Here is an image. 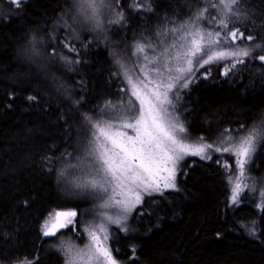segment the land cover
<instances>
[{"label":"trees","instance_id":"1","mask_svg":"<svg viewBox=\"0 0 264 264\" xmlns=\"http://www.w3.org/2000/svg\"><path fill=\"white\" fill-rule=\"evenodd\" d=\"M75 1L24 0L16 7L0 0V264H65L62 241L82 243L92 205L65 199L59 174L91 139L85 117L95 123L106 102L122 98L125 76L117 59L132 65L134 44L157 41V32L205 6V0H146L152 10L138 11L132 0H114L108 21L120 11L124 21H106L98 32L77 30V38L75 30L74 37L68 33ZM242 11L247 19L236 26L256 39L237 44L251 45L252 55L228 76L222 73L230 61L196 73L182 93L189 141L264 125V63L257 58L264 55V0H243ZM217 161L186 158L178 164L175 190L146 197L133 210L129 230L115 229L109 240L118 264H264V210L258 207L264 203V138L246 166L247 184L256 180L257 189L246 188L235 205L229 201L231 173ZM70 208L77 212L74 224L44 237L49 213Z\"/></svg>","mask_w":264,"mask_h":264},{"label":"snow or ice","instance_id":"2","mask_svg":"<svg viewBox=\"0 0 264 264\" xmlns=\"http://www.w3.org/2000/svg\"><path fill=\"white\" fill-rule=\"evenodd\" d=\"M9 2L20 7L23 0ZM115 3L119 4L120 0H115ZM242 5L243 0H205V6L198 8L189 20L157 32V37H162L157 43L138 42L133 55L143 58L144 63L137 65L139 73L131 72L117 59L116 62L123 69L126 82L130 86L122 91L131 92L127 104L122 105L124 111L120 112L116 105L108 101L101 109L103 118L93 123L89 117H85L92 129L91 139L84 155L77 158L78 163L67 166L90 177L82 183L73 184V187L97 190L105 194L111 192L102 207H118L124 215L115 220L107 216L109 223L122 225L127 214L143 202L144 195H162L164 190L175 189L177 166L185 156H199L201 160H211L210 151L235 156L238 174L228 177V182L232 185L229 197L231 204L238 203L241 192L249 187L244 182L246 166L252 160L257 142L264 138V125L237 138L228 134L219 143H207L201 137L198 143L193 144L187 142L186 135H181L187 133L184 123L169 110L175 108L173 96L179 99V89L188 88L201 68L230 61V64L224 65L222 73L228 76L237 65L244 64L245 58L252 55L251 45L240 47L236 43L238 40L256 39L251 34L245 36L236 26L237 21L247 19ZM106 6H109L106 0H82L81 12L84 21L94 23L98 29L102 28L100 17ZM132 7L138 11L152 10L150 5H146V0H141L140 3L132 0ZM210 10H214V14ZM124 19V13L120 11L116 13V19L108 23L120 25ZM204 21L212 26L211 30L202 25ZM64 47L70 52L77 51L74 45L65 43ZM158 47L161 50L157 53ZM255 47L260 48L261 45L256 44ZM146 49L153 50L151 58ZM33 54H39L35 47ZM257 58L264 63V55ZM60 59L71 63L67 57L61 56ZM211 71L210 67L206 68L205 79L211 75ZM28 100H35V97L29 96ZM136 102H139L138 109ZM109 109L112 111H107ZM61 155L72 156V153ZM222 166L225 169L230 167L227 162ZM66 171H61V177L66 175ZM117 196L120 199H116ZM261 196L264 197V191ZM258 207L264 210V203ZM76 216V211L54 209L41 226L42 235L56 236L61 229L74 224ZM121 230L127 231V228L121 227ZM85 231L88 233L89 242L83 249L76 248L71 243L64 246L62 241L65 264H117L108 244L110 234L106 224L100 223ZM21 264H32V261L26 260Z\"/></svg>","mask_w":264,"mask_h":264},{"label":"rangeland","instance_id":"3","mask_svg":"<svg viewBox=\"0 0 264 264\" xmlns=\"http://www.w3.org/2000/svg\"><path fill=\"white\" fill-rule=\"evenodd\" d=\"M75 3H76L75 9H73L70 12V15H69V18L71 20V23L69 24V26L71 28L69 27L68 33L70 35H73V37H74V33H73L74 30L76 31V34H77V30H78V34L79 35L82 34L83 32L84 33L85 32L86 33L87 32H96L98 30V28H96L94 26V23L85 22L84 21V15L81 12L82 0H76ZM106 4L109 5V6H106V7H104L102 9L101 17H100L103 23L109 20L111 14L113 12L114 0H106ZM78 34L76 35L77 38H78ZM161 38L162 37H159L157 39V41H154L152 43H157L158 40L161 39ZM168 42H171V41L169 40ZM139 43H147V42L140 41ZM236 43H238V41ZM136 44H134L132 46L131 52H130V55L132 57V61H131L132 65H128V67H127V69L130 68L133 73H139V67H137V65L141 64V63H144L142 56L133 55V52L135 51V45ZM160 50H161V48L158 47L156 49L157 53ZM146 53H147V55L150 58L153 56V50L152 49H146ZM124 80H125V89H129L130 86L127 84L125 78H124ZM184 90L185 89H179V99H176L175 96H173V103L175 104V108L174 109H171V108L169 109L172 112V115L178 117L179 120L182 123H183V121H182L181 107L183 106L182 93H183ZM130 95H131L130 91H128L127 93L124 91L123 94H122V98L117 103L114 104V105L117 106V109L120 112L124 111V108L122 107V105L127 104V101L129 99ZM134 99L135 98H133V100ZM103 108H104V106H103ZM136 108L137 109L139 108V102H136ZM107 111L111 112L112 110L109 109ZM186 129H187V127H186ZM252 129H254V128H252ZM128 131H129L130 134H132L131 130H128ZM246 131H248V130H246ZM246 131H244L241 128H238V130L233 129L232 131H226V132H224L222 134L218 133L219 135L217 134V136H215L211 141H209L207 143H214V142L219 143V141L221 139H223L228 134H231V136L233 138H237L239 136L246 135L247 134ZM181 135H186L188 137V141L187 142H189V143H193V144L198 143V142L189 141V139L192 138L193 135H191L188 132V130H187L186 134H181ZM260 141L261 140H259L257 142L256 149L259 146ZM88 143L81 150L77 151L76 155H74L72 158H70L68 163H66L64 166H62L61 171L67 170L66 171V175L64 177H61V175L59 174L60 186H61V189H62V195H63V197L65 199L72 200V201H77V202H80V203L87 202V203L92 205V208H90L88 210V212L85 213L86 215H84V225H82L83 241H82V243L79 246H75L76 248H80V249H83L85 247V245H87L88 242H89L88 233L85 231V229L95 227L96 225H98L100 223H105L106 224V226L108 228V231H109V234H110V237H111L112 232L115 229L119 230V231H122L121 227H126L127 231H128L129 230V223H128L129 216L133 212V210H135V208H137L140 205V204L137 205L134 209H132V211L130 213L127 214V218L125 220H123L122 225H117L115 223H109L106 220L107 216H111L112 219L115 220L118 217L124 215L120 211V209L118 207H108V208L102 207V205L108 200V196L111 195V192L109 191V193L105 194V193L99 192L97 190L78 189V188L73 187V184L82 183L84 179L90 178V177H87L85 175V173H82L79 170H73V169H70V168L67 167L69 164L78 163L77 158L84 155V150H85L86 146L88 145ZM210 154H211V156H216L217 159L221 162L222 165L224 164V162H227L228 165L230 166L229 169H225L223 166L222 167L226 171H229L231 173V175L238 174L237 170H236V164H235V159L236 158H235V156L230 155L228 153H220V152H215V151H210ZM186 158H199L200 159L199 156H191V155H189V156H185L183 160H185ZM183 160H181V161H183ZM204 161H208V160H204ZM177 170H178V166H177ZM176 177H177V174H176ZM244 182L247 183L246 179H245ZM256 182H257L256 180L249 181V189H257L256 188L257 187ZM175 183H176V179H175ZM231 187H232V185H230L229 197L231 195ZM172 190H175V189H167V190H164V191H172ZM244 191L241 192V194L239 196V200L242 197ZM157 195H159V193H152L151 195H144L143 200L146 197L157 196ZM116 199H120V197L117 196ZM239 200H238V203H239ZM232 205H235V204H232ZM62 211H74V210L70 208V209H63ZM70 226L71 225H68L66 228H68ZM64 229H61V230H64ZM124 232H126V231H124ZM108 244H109V241H108ZM64 256H65V254H64ZM65 260H66V257H65ZM81 264H82V262H81Z\"/></svg>","mask_w":264,"mask_h":264}]
</instances>
